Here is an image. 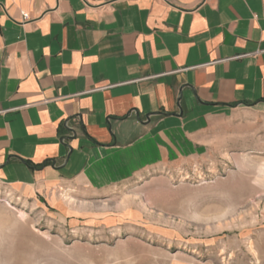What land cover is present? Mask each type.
Returning <instances> with one entry per match:
<instances>
[{
  "label": "crops",
  "instance_id": "crops-1",
  "mask_svg": "<svg viewBox=\"0 0 264 264\" xmlns=\"http://www.w3.org/2000/svg\"><path fill=\"white\" fill-rule=\"evenodd\" d=\"M4 5L0 186L98 195L195 152L216 113L264 108V0Z\"/></svg>",
  "mask_w": 264,
  "mask_h": 264
},
{
  "label": "rangeland",
  "instance_id": "rangeland-1",
  "mask_svg": "<svg viewBox=\"0 0 264 264\" xmlns=\"http://www.w3.org/2000/svg\"><path fill=\"white\" fill-rule=\"evenodd\" d=\"M195 152L53 205L0 186V264H264V108L211 118Z\"/></svg>",
  "mask_w": 264,
  "mask_h": 264
},
{
  "label": "built area",
  "instance_id": "built-area-1",
  "mask_svg": "<svg viewBox=\"0 0 264 264\" xmlns=\"http://www.w3.org/2000/svg\"><path fill=\"white\" fill-rule=\"evenodd\" d=\"M4 1L5 0H0V7L5 8ZM23 15H24L25 18H28V14L27 13H23Z\"/></svg>",
  "mask_w": 264,
  "mask_h": 264
}]
</instances>
